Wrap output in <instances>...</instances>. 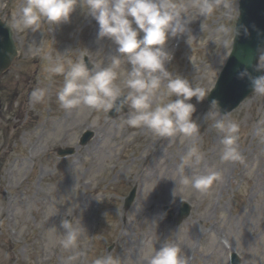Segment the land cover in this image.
<instances>
[{
    "label": "rangeland",
    "instance_id": "obj_1",
    "mask_svg": "<svg viewBox=\"0 0 264 264\" xmlns=\"http://www.w3.org/2000/svg\"><path fill=\"white\" fill-rule=\"evenodd\" d=\"M225 2L238 9L239 0H222L203 18L189 7L192 37L168 43L175 51L170 70L206 87L208 94L232 50L239 16V10L229 16ZM23 3L0 0V18L12 27L19 51L0 80V264H64L69 253L49 244L48 229L55 226L63 233L61 220L71 221L66 212L76 208L73 215L82 218L87 230L79 241L86 254L82 264L106 253L120 256L124 264H147L146 253L159 250L164 242L178 244L188 264H231L232 253L239 264H249L252 258L264 264V96L254 93L227 117L239 124L243 163L221 162V134L212 127L214 120L204 118L207 97L194 114L200 123L194 140L178 135L170 142L144 128L121 126L123 116L109 119V113L86 107L66 111L56 95L63 76L49 78L48 61L30 54L29 44L43 40L51 55L72 49L73 59L83 55L94 65L105 63L114 49L107 40L97 42L98 24L79 7L70 23L54 32L47 25L43 33L18 31L14 21ZM221 25L230 31L218 32ZM38 86L46 87L48 94L44 102L30 105V93ZM87 130L95 136L79 146ZM193 142L205 158L198 166L186 167L183 175L222 172L221 180L206 192L181 183V157ZM60 147H74L75 154L60 159ZM133 189L136 199L125 209ZM182 201L192 206V213L178 225ZM166 206L175 208L172 220L163 217L153 224Z\"/></svg>",
    "mask_w": 264,
    "mask_h": 264
},
{
    "label": "clouds",
    "instance_id": "obj_2",
    "mask_svg": "<svg viewBox=\"0 0 264 264\" xmlns=\"http://www.w3.org/2000/svg\"><path fill=\"white\" fill-rule=\"evenodd\" d=\"M221 3L222 0H191V3L186 0H24L14 26L18 31L43 33L47 25L48 31L54 32L60 25L70 23L77 7L81 8L85 17L95 20L99 26L97 42L107 40L109 48L114 49L105 63L89 68L83 55L72 58L75 51L72 49L48 54L43 40L39 43L34 40L28 46L30 54L48 61L49 78L63 76V84L56 94L60 107L66 111L81 107L105 113L114 110L123 115L121 126L144 128L154 137L169 138L170 142L178 135L194 140L200 135V123L194 114L208 91L185 75L170 70L175 51L168 43L192 37L189 7L195 9L194 15L207 18ZM223 6L229 16L238 11L231 3L225 2ZM217 31L227 34L230 29L221 25ZM241 32L247 35V27L240 25L236 34ZM224 44L227 47L229 40L225 39ZM238 77L247 80L252 92L264 96V50L260 51L251 71L245 68ZM47 94L46 87H35L29 96L30 105L44 102ZM227 117L228 113L217 100L211 101L204 114L205 119L214 120L212 127L221 134V162L243 163L244 156L238 146L239 124ZM204 158V151L193 142L181 157L178 169L182 174L181 183L198 192H206L222 178V172L215 169L205 174L183 175L186 167L198 166ZM72 207L71 204L69 208ZM73 212H66L71 221L61 220L63 233L55 226L48 229L49 244L69 253L64 264H82L86 258L79 241L87 230L82 218ZM164 215L159 214L152 223L158 225ZM144 259L147 264H188V258L176 243L164 242L159 250L151 248ZM91 264H124V261L118 255L106 253L94 257ZM249 264H257L256 259H250Z\"/></svg>",
    "mask_w": 264,
    "mask_h": 264
},
{
    "label": "water",
    "instance_id": "obj_3",
    "mask_svg": "<svg viewBox=\"0 0 264 264\" xmlns=\"http://www.w3.org/2000/svg\"><path fill=\"white\" fill-rule=\"evenodd\" d=\"M241 16L237 23V28L240 25L247 27V35L241 32L236 34L232 55L227 66L223 70L221 77L208 98L209 103L212 100H217L220 107L228 114L236 109L247 97L253 92L248 86L246 79H240L238 73L248 68L251 71V66L258 62V56L261 50H264V0H241L240 2ZM17 50L14 45L13 35L10 27L0 19V76L9 70L15 57ZM127 112V108L124 109ZM114 110L111 116H118ZM94 133L87 132L84 135L82 144L85 145ZM72 149L61 150L63 155L73 153ZM135 197V191L127 201L129 207ZM191 207L184 204L177 224H181L190 216ZM165 217L172 218L173 210L165 209Z\"/></svg>",
    "mask_w": 264,
    "mask_h": 264
}]
</instances>
